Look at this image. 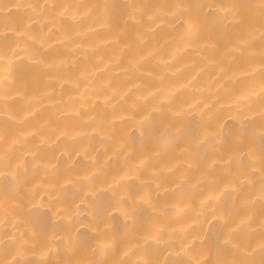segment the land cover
Segmentation results:
<instances>
[{
  "label": "snow or ice",
  "instance_id": "6c2138e0",
  "mask_svg": "<svg viewBox=\"0 0 264 264\" xmlns=\"http://www.w3.org/2000/svg\"><path fill=\"white\" fill-rule=\"evenodd\" d=\"M73 9L78 10V14L71 11ZM0 15L6 26L13 18L19 24L15 30L0 31V65L5 72L0 80L5 102L3 120H0V214L3 216L0 224L5 230L0 244L5 258L0 259V264H264V0L248 5L208 0L123 5L3 3ZM84 17L92 19L116 43L123 38L124 48L133 54L129 63L135 71L153 55L154 50L141 54L149 39L166 30L169 38L179 40L184 48L216 53L219 59L203 58L216 64L225 79L232 82L236 77L228 74L224 62H231L236 54L250 52L259 31L260 64L258 69L243 73L253 77V82L241 93L217 103L203 99L196 102L202 105L199 108L203 123L201 135L189 132L184 123L195 105L177 107L167 95L156 98L159 89L137 96L141 103L128 104L124 112L113 111L109 118L101 116L99 123L107 126L110 139L118 133L123 136V129L116 127L118 121H130L139 133L137 143H122L116 149V154L123 152L124 174L114 175L109 188L119 180L133 177L139 181L141 189L159 180L157 187L163 188V193L170 195L173 203L162 200L160 192L153 196L139 191L127 199L121 198L111 208L123 217V229L109 227L105 220L97 217V224L105 226L91 228L89 243L73 235L72 220L65 212L68 224L53 251L55 237L49 239L28 228L25 206L37 197L55 199L54 182L37 183L35 180L37 171L43 169L47 173L49 168H56L41 162L42 152L52 144H59L61 153L67 154L68 147L63 142H74L85 133L76 129L74 120H68L62 127L29 128L28 121L35 110L25 97L28 81L22 75L14 77L13 72L17 69L16 61L22 63L24 57L33 61V67L56 73L49 78L56 79L61 89L64 85L76 90L83 87L84 92L78 97H69L76 102L58 109L62 116L79 118L80 109H84L87 120L96 121L95 115L88 114L95 111V103H88L93 97L95 100L103 98L106 106L111 104L115 108L112 101L118 89L110 80L93 86L87 72L60 73L62 67L67 68L64 60L58 57L52 62L45 60V54L52 47L46 37L55 30L61 36L59 43L67 46L73 35H80L74 29ZM209 22L213 27L210 33L205 31ZM89 30L95 32L96 28ZM46 95L52 98L51 92ZM17 97L25 100V104L9 108V101ZM149 97L155 98V103L148 104ZM93 132H98V128L93 127ZM250 157L255 164L249 165ZM112 159L114 156L108 157ZM149 161L155 162L152 171L141 179ZM161 161L166 163L160 166ZM94 178L95 173L86 179ZM71 183V179L65 177V184ZM129 201H134L135 205ZM179 204H183L192 217L188 229L181 230L179 250L174 252L175 229L166 231L157 227L156 217H163L168 209ZM101 215L111 219L108 208H104ZM28 255H39L40 259L29 260ZM173 255L175 258H170Z\"/></svg>",
  "mask_w": 264,
  "mask_h": 264
},
{
  "label": "bare ground",
  "instance_id": "6f19581e",
  "mask_svg": "<svg viewBox=\"0 0 264 264\" xmlns=\"http://www.w3.org/2000/svg\"><path fill=\"white\" fill-rule=\"evenodd\" d=\"M61 3V4H91V3H110L113 5H123L125 3H176L178 0H0L3 3ZM208 2H224V3H240L254 4L258 0H208ZM77 12L78 10H71ZM26 22V21H25ZM19 27L17 21L13 18L5 25L4 17L0 15V31L15 30ZM96 28V31L89 29ZM47 31V29H45ZM75 32L80 35H73L72 40L67 46L59 43L61 36L55 32L50 33L46 39L52 47L45 54L46 62H52L57 57L65 61L67 68H61L59 71L63 73L68 71L74 75H79L81 71L89 74V79L93 81V86L102 84L105 80H110L118 89L117 95L113 98L112 103L115 108L105 105L103 98L100 100L88 101L89 104L95 103V111L89 112V115H95L96 121H88L84 115L85 110L80 109L81 117H65L58 111L68 103H74L75 100H69V97L76 98L80 93L84 92L83 87L79 90L72 88L70 85H64L61 89L56 79H50L49 76L56 73L46 72L42 67H33V61L24 57L23 61H16L17 69L14 70L13 76L21 75L28 81L25 97L30 100V106L35 110V115L29 118L28 127L40 128L41 126H64L68 120L76 121V129L85 135L79 136L74 142L65 140L63 143L67 145V154H62L59 144H52L44 152H42V163L55 165L56 168H49L45 173L43 169L35 173L37 183L54 182L56 184L52 195L55 197L49 200L45 197L43 200L37 197L31 203L26 204L24 219L29 229L43 234L46 238H54L53 251L56 250L59 236L65 232V226L68 221L65 219L66 212L69 219L72 220L71 228L74 236H77L81 242H91V228H104V223L97 224L96 218L99 217L106 221L109 227L123 229L124 220L119 212L111 208L112 204L117 203L121 198L127 199L129 195L139 191L150 192L153 196L157 192L162 194V200L173 203L172 197L163 193V188H158L157 183L150 186L140 188L139 181L134 177L131 179L119 180L118 183L109 188L114 175H123V152L116 154V149L120 148L122 143H137L139 133L130 121L123 123L117 122V129H123V136L117 134V137L110 139V133L106 125L100 124V117L109 118L113 111L124 112L127 105L133 102L141 103L137 100V96H146L149 91L156 92V98L167 95L172 100L173 105L187 107L190 104L195 105L185 120V126L189 132L195 135H201L203 132V123L199 114V108L202 105L196 102L203 99L205 101L217 103L225 100L232 94H239L250 86L253 77L243 75V73L251 71L252 68H259L261 41L259 39V31L256 32L257 39L250 52L245 54H236L231 62L225 61L224 67L228 69V74L236 77L235 82L225 79L224 74L219 72L216 64L209 63L203 57L209 59H219L216 53H212L207 49L184 48V45L176 39H170L167 33L157 32L149 39L147 46L141 54L153 51V55L149 56L140 64V70L131 69L129 63L132 53L123 46V38L120 43L112 40L111 36L101 28H98L93 20L84 17L75 25ZM206 32H212V23L206 26ZM172 35H175L173 33ZM167 40V42H165ZM183 49V50H181ZM200 52L198 55L197 52ZM99 58H102L99 59ZM105 65L107 66L105 69ZM105 69V70H97ZM92 73H95L92 75ZM150 73L151 75H148ZM4 68L0 65V80L4 77ZM258 79V75L256 77ZM139 84V88L133 85ZM221 85H223L221 87ZM131 89V91H129ZM226 89L228 91H226ZM52 93L49 99L46 93ZM126 93V94H125ZM91 95V91L88 93ZM123 97V98H121ZM215 98V100L213 99ZM59 101V103H57ZM148 104L155 103V98L149 97ZM25 104V100L16 98L9 101L8 107L14 108ZM5 102L3 99V88H0V120H3V112ZM12 114V113H10ZM17 117L19 113L16 114ZM227 118L225 117V120ZM87 121V122H86ZM223 124L224 121L222 120ZM229 123H232L229 121ZM93 127L98 128V132H93ZM109 156L114 159L108 160ZM95 161V163H93ZM107 161V163H105ZM136 161H133L135 163ZM249 165H253L256 161L249 158ZM155 162L149 161L141 179H145L152 171V165ZM166 162L161 161L160 166ZM106 168L107 171L102 172L101 169ZM95 173V178L88 180ZM131 175V173H129ZM65 177L71 179V184H65ZM63 185V188H61ZM165 186L171 187L169 183ZM88 193V197H85ZM95 201V203H93ZM129 203L135 205L134 201ZM178 203V202H177ZM104 208H108L111 219L106 215H101ZM183 209V210H182ZM56 212V215L53 213ZM192 213L184 209L183 204L178 207L170 208L163 217H156L158 221L157 227L175 229L173 233L174 241L173 251H178V242L182 229H188L191 223ZM0 219H3L0 214ZM205 227H207L205 225ZM5 226L0 224V241L4 240ZM160 247H163L161 245ZM5 258L3 245L0 244V259ZM29 260H39L40 256L26 257ZM160 258H164V254H160ZM170 258H175L173 255ZM10 259V257H9Z\"/></svg>",
  "mask_w": 264,
  "mask_h": 264
}]
</instances>
